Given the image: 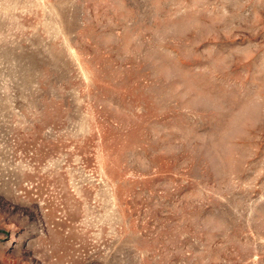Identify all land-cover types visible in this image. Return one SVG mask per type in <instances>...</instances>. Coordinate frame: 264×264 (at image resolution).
Wrapping results in <instances>:
<instances>
[{
  "label": "rangeland",
  "instance_id": "rangeland-1",
  "mask_svg": "<svg viewBox=\"0 0 264 264\" xmlns=\"http://www.w3.org/2000/svg\"><path fill=\"white\" fill-rule=\"evenodd\" d=\"M0 264H264V0H0Z\"/></svg>",
  "mask_w": 264,
  "mask_h": 264
}]
</instances>
